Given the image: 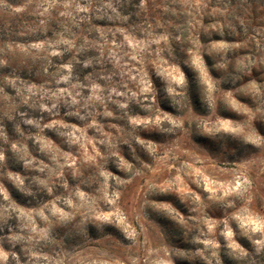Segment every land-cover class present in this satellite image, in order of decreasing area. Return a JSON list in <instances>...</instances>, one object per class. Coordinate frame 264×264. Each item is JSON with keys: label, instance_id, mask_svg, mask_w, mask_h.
<instances>
[{"label": "rangeland", "instance_id": "374dc122", "mask_svg": "<svg viewBox=\"0 0 264 264\" xmlns=\"http://www.w3.org/2000/svg\"><path fill=\"white\" fill-rule=\"evenodd\" d=\"M0 264H264V0H0Z\"/></svg>", "mask_w": 264, "mask_h": 264}]
</instances>
